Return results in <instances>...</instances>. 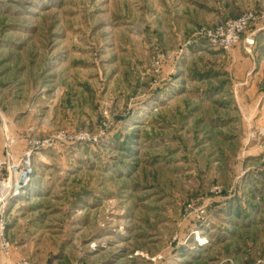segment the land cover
<instances>
[{
	"label": "rangeland",
	"instance_id": "rangeland-1",
	"mask_svg": "<svg viewBox=\"0 0 264 264\" xmlns=\"http://www.w3.org/2000/svg\"><path fill=\"white\" fill-rule=\"evenodd\" d=\"M246 13L264 0H0L3 132L72 138L2 209L0 264H264L262 110L200 35Z\"/></svg>",
	"mask_w": 264,
	"mask_h": 264
},
{
	"label": "built area",
	"instance_id": "built-area-1",
	"mask_svg": "<svg viewBox=\"0 0 264 264\" xmlns=\"http://www.w3.org/2000/svg\"><path fill=\"white\" fill-rule=\"evenodd\" d=\"M259 20L256 14L246 13L237 19H228L217 25L214 29L203 30L201 36L204 41L212 48L220 51L228 52L235 46L239 45L243 36L247 33L251 25ZM249 46L254 45L253 40H246ZM159 66V65H158ZM6 136V154L4 158H0V219L1 223L3 217L1 216L2 209L6 207L7 203L13 199L21 196L28 185L31 183L34 174L32 165L33 155L45 147H52L54 143L62 139H72L65 133H60L57 136H52L47 141L41 142L32 140L26 152L20 159H15L12 154V147L15 145V140L8 136L5 127ZM77 137V136H76ZM76 139H89L87 135H81ZM5 225L0 224V255L3 254L7 259L10 258V243L4 237ZM14 264H32L26 259H21Z\"/></svg>",
	"mask_w": 264,
	"mask_h": 264
},
{
	"label": "crops",
	"instance_id": "crops-1",
	"mask_svg": "<svg viewBox=\"0 0 264 264\" xmlns=\"http://www.w3.org/2000/svg\"><path fill=\"white\" fill-rule=\"evenodd\" d=\"M245 40H253L255 43L252 47L246 45ZM212 54V53H211ZM212 55H216L213 53ZM223 58V60H222ZM224 69L230 74L232 80V90L240 102L243 115L248 117L257 114V108L261 109L256 115L255 123L261 124L264 120L263 102V85L264 81V13L259 21L255 22L248 33L243 37L240 45L235 46L232 50L226 52L221 59H216ZM6 130L11 121H4ZM3 125L0 118V158L6 154V136L3 132ZM10 132V131H9ZM16 145L12 147V154L15 159H20L28 146L27 137H12Z\"/></svg>",
	"mask_w": 264,
	"mask_h": 264
}]
</instances>
